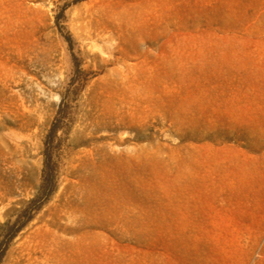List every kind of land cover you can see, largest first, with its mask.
I'll return each mask as SVG.
<instances>
[{
    "label": "rangeland",
    "instance_id": "1",
    "mask_svg": "<svg viewBox=\"0 0 264 264\" xmlns=\"http://www.w3.org/2000/svg\"><path fill=\"white\" fill-rule=\"evenodd\" d=\"M1 241L0 264H264V0H0Z\"/></svg>",
    "mask_w": 264,
    "mask_h": 264
},
{
    "label": "trees",
    "instance_id": "2",
    "mask_svg": "<svg viewBox=\"0 0 264 264\" xmlns=\"http://www.w3.org/2000/svg\"><path fill=\"white\" fill-rule=\"evenodd\" d=\"M52 152L51 149L47 148V151L45 153V159H44V166H43V172H42V187L44 189L42 196L38 197L37 200L33 199L34 202L33 205L28 207V214L31 215L33 211L37 210L40 207V204L44 202L45 199H47V196H49L52 192V188L54 186V180H55V168L54 164L52 162ZM29 218L27 217L21 224H18L14 231H11L6 233L5 241H9L15 233L20 229V227L24 224L26 220ZM4 244V243H3ZM2 241L0 243V249H1Z\"/></svg>",
    "mask_w": 264,
    "mask_h": 264
}]
</instances>
